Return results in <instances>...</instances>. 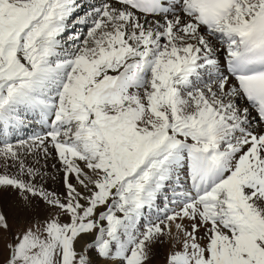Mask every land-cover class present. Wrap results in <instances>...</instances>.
Returning a JSON list of instances; mask_svg holds the SVG:
<instances>
[{
    "label": "snow or ice",
    "instance_id": "obj_1",
    "mask_svg": "<svg viewBox=\"0 0 264 264\" xmlns=\"http://www.w3.org/2000/svg\"><path fill=\"white\" fill-rule=\"evenodd\" d=\"M0 135V264H264V0H0Z\"/></svg>",
    "mask_w": 264,
    "mask_h": 264
},
{
    "label": "bare ground",
    "instance_id": "obj_2",
    "mask_svg": "<svg viewBox=\"0 0 264 264\" xmlns=\"http://www.w3.org/2000/svg\"><path fill=\"white\" fill-rule=\"evenodd\" d=\"M93 2H96V0H93ZM85 7H87V4H85ZM83 12H81V15ZM79 27H83L82 30H84V34L87 32V26L84 25H79ZM75 30V29H74ZM84 35H81V39ZM40 132V128L38 126H32V127H27L23 130H19L16 133H14L12 136L9 137L10 141H13L15 139H24L25 137H31L33 134ZM3 139V136L0 135V140ZM15 142V141H14ZM51 187L55 188V184H51Z\"/></svg>",
    "mask_w": 264,
    "mask_h": 264
},
{
    "label": "rangeland",
    "instance_id": "obj_3",
    "mask_svg": "<svg viewBox=\"0 0 264 264\" xmlns=\"http://www.w3.org/2000/svg\"><path fill=\"white\" fill-rule=\"evenodd\" d=\"M82 29H83V27H79V25H78L77 28L75 30H73V31H83V32H85ZM84 38H85V36H83L81 40H83ZM15 140H17V139H15ZM15 140H13L11 142H14ZM10 195L14 196V194H10ZM10 223H11V225L13 227V230H22V228L27 223V217H16V218L12 219L10 221Z\"/></svg>",
    "mask_w": 264,
    "mask_h": 264
}]
</instances>
